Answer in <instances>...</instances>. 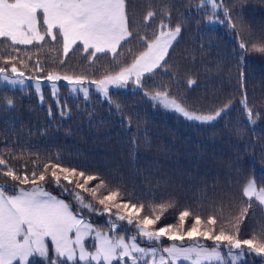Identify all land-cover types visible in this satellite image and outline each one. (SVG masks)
Listing matches in <instances>:
<instances>
[{
	"label": "trees",
	"instance_id": "trees-1",
	"mask_svg": "<svg viewBox=\"0 0 264 264\" xmlns=\"http://www.w3.org/2000/svg\"><path fill=\"white\" fill-rule=\"evenodd\" d=\"M217 3L231 9L233 0ZM148 11L156 15L145 21ZM130 13L131 27L139 35L151 36L161 20L181 24L182 33L170 50L167 69L157 70L151 79L146 77L143 89L134 88L131 82L127 89H111L112 103L94 92L87 97L72 94L63 86L56 97L49 87L37 93L33 87L0 86V155L15 156L10 163L18 170L26 164L28 171L33 161L43 164L58 155L65 166L88 165L89 172L99 173L113 187H121L146 205L174 203L176 207L164 212L161 224L176 223L179 211L187 208L202 218L215 215L218 227L223 224L231 230L230 221L247 207L242 188L248 179L254 178L258 187L264 185V52L253 47L264 46V0H238L231 13L235 29L223 9L214 12L208 0H131ZM209 16L215 22L209 23ZM241 40L246 51L239 48ZM16 47L19 53L0 43V66L10 68L3 60L12 56L26 62L27 66L12 61L32 77L59 72L99 79L130 63L143 45L133 41L118 56L119 63L111 54H98L90 62L80 51L65 58L62 46L50 38L41 46ZM37 60L44 72L36 70ZM189 79L196 83L189 85ZM156 91H168L197 113H212L227 101L232 108L213 123L203 124L164 109L144 94ZM245 93L253 112L258 113L253 117L255 124H249L240 104ZM9 99L14 108L7 106ZM129 118L131 123L126 125ZM6 181L10 178L0 175V183ZM48 187L59 195L54 186ZM89 218L110 235L127 238L135 231L124 222L110 231L106 216ZM261 229L264 206L253 201L240 223V237L250 238ZM151 243L142 241L143 246ZM170 243L164 240V246ZM31 264L45 262L33 257ZM238 264H264V257L246 255Z\"/></svg>",
	"mask_w": 264,
	"mask_h": 264
},
{
	"label": "snow or ice",
	"instance_id": "snow-or-ice-1",
	"mask_svg": "<svg viewBox=\"0 0 264 264\" xmlns=\"http://www.w3.org/2000/svg\"><path fill=\"white\" fill-rule=\"evenodd\" d=\"M208 2L214 12L222 8L223 15L235 29L231 13L238 0H233L231 9L217 0ZM130 4L131 0H0V43L17 53L21 51L17 45L41 46L50 38L62 46L65 58L70 52L80 51L87 54L90 62L98 59V54L101 57L111 54L113 61L119 63L118 56L133 41L139 40L143 45L130 63L99 79L59 72L26 77L12 61L27 66L26 62L12 56L3 60L10 68L0 66V79L11 85L23 84L25 78L35 80L37 93L41 91V81L46 80L51 82L53 97H56L59 81H66L73 92L82 91L85 97L90 92L87 85H92L109 103H112L110 89H127L129 82L143 89L146 77L151 79L157 70L167 69L170 50H174L182 27L180 23L173 26L161 20L151 36L139 35L138 30L134 33ZM155 15L148 11L145 21ZM216 21H219L218 16ZM208 22H215L212 16ZM253 47L264 52V46L254 44ZM239 48L247 50L242 40ZM35 67L38 72L45 71L38 60ZM9 72L15 78L10 77ZM242 77L241 73V87ZM195 83L188 80L189 85ZM144 94L164 109L203 124L213 123L232 108V102L227 101L212 113H197L168 91ZM244 96L240 104L249 124H255L253 117L258 113L253 112L246 93ZM6 103L14 108L11 99ZM115 107L119 110L120 105ZM130 123L129 118L126 125ZM15 158L0 155V175L10 178V182L0 183V264H31L33 257L42 258L45 264H180L181 261L225 264L226 256L232 257L229 264H234L246 255L264 257V229L250 238L240 237V223L252 202L264 206V185L258 187L254 178L248 179L242 188L247 207L230 221L229 230L223 224L217 226L215 215L202 218L187 208L179 211L176 223L161 224L164 212L176 207L174 203L146 205L128 196L121 187H113L112 182L99 173L89 172L88 165L65 166V161L57 155L43 164L33 161L32 170L28 171L26 164L20 165L19 170L11 164L10 160ZM49 185L54 186L59 195L49 191ZM92 215L106 216L110 231L117 229L120 222L135 231L127 238L110 235L93 224L89 218ZM165 239L171 242L168 246H164ZM142 241L152 243L142 246ZM202 241L212 243L207 245Z\"/></svg>",
	"mask_w": 264,
	"mask_h": 264
},
{
	"label": "rangeland",
	"instance_id": "rangeland-1",
	"mask_svg": "<svg viewBox=\"0 0 264 264\" xmlns=\"http://www.w3.org/2000/svg\"><path fill=\"white\" fill-rule=\"evenodd\" d=\"M9 75H10V77L15 78V77H14V74H12V73H10V72H9ZM26 77H29V75H26ZM41 77H43V76H41ZM35 85H36V81H35V80H29V79H27V78H25V81H24L23 84H17V85H11V84H8L7 82H4L2 79H0V86H11V87H18V88L33 87V88L36 90V86H35ZM62 86H63V87H66V88L70 91V93H72V94H75V95H76V94H80L81 96L85 97V96H84V93H83L82 91H76V92H73L72 89H71V86L68 85L66 81H59V82H57L56 96L59 94V88H61ZM87 86H88L89 89H90V92H89V93L94 92V93H97V94L103 96L102 93H99V92L96 91V89H95L94 86H92V85H87ZM43 87H49V88L52 90L51 82H48V81H46V80H42V81H41V90L43 89ZM133 87H134V88H138V87L135 86V85H134ZM113 89H114V88H113ZM110 90H111V89H110ZM40 92H41V91H40ZM103 97H104V96H103ZM142 246H143V245H142ZM165 255H166V254H165ZM244 257H245V256L239 258L238 260H235V261H234V264H238L241 260L244 259ZM230 261H232V257H227V256H226V258H225V263H229ZM181 263L188 264V262H185V261H181L180 264H181Z\"/></svg>",
	"mask_w": 264,
	"mask_h": 264
}]
</instances>
